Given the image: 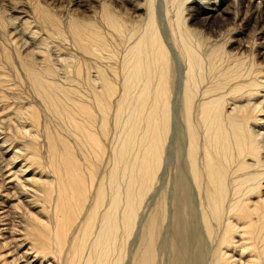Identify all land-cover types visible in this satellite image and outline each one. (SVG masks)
Returning a JSON list of instances; mask_svg holds the SVG:
<instances>
[{
	"label": "bare ground",
	"instance_id": "6f19581e",
	"mask_svg": "<svg viewBox=\"0 0 264 264\" xmlns=\"http://www.w3.org/2000/svg\"><path fill=\"white\" fill-rule=\"evenodd\" d=\"M217 1L220 5L225 3V8L224 6L218 8L220 13L231 12L229 0ZM240 1L242 3L247 0ZM184 2L188 3V0ZM202 2L212 3L207 0ZM182 6L180 3L176 11L173 8L167 10L169 32L160 31L162 25L160 28L156 25L154 13L150 10L146 20L148 23L143 32L136 37L129 36V41H132L126 42L128 55L124 57L122 64H131L132 70L129 69L131 78L128 82L127 79L124 80L126 88L119 97L129 99L127 98L129 95H134V88H137L135 93L138 96L133 111L127 114L128 120L125 117L127 124L123 121L124 125L121 123L124 111L122 99L116 103V113H113L116 115L115 123L119 137L115 139V147H112L110 152L112 165L109 166L111 169L107 173H102L103 170L101 169V172L99 166L105 151V143L100 136L107 134L108 111L115 95V85L107 77H100V84L99 80L97 81L99 85L95 86L94 95L91 97L97 103L99 112L95 116L91 103L77 99V103L73 105L76 99L69 91H64L58 81L46 82L48 79L45 81V78L49 76L46 77L45 74L48 73L43 74L39 71L40 67L38 70L34 63L18 53L17 58H20V63L25 68L31 90L38 96L37 98L47 104L44 105V109L48 113L49 107L57 112L60 102L64 99L69 100L68 102L74 106H69L67 116L59 120L62 128L64 125L70 126V130L76 135V139L71 137L72 143L79 142L82 145V152L78 154L69 139L59 136L60 133L56 132L59 143L63 146L60 148L53 132L47 131L44 142L48 145V153L46 160L41 163V155L34 142L40 140L41 129H49V125L45 123L42 126L39 107L29 101L21 103L14 118L8 117L9 112L2 114L0 112V131L2 130L0 135L4 134L0 152L12 155L4 160V166L8 169L1 168L8 170L9 176L5 177V173L0 170V195L3 194L0 198L17 201L16 204L12 203L15 212L6 210L5 216L10 219L17 213L19 217V221L11 220L9 223L11 230L0 229V233L2 231L9 233L7 236L9 240L2 243L0 264H121L126 241L136 224L138 229L144 232L141 234L142 240L134 264H156L159 250L156 245L157 230L164 224L166 209L161 200L162 188L166 186L163 175L170 165V161H164L167 158H163V153L174 154L176 148L174 143L167 144L168 133L172 130L171 110L175 113V122L178 123L176 132L181 133L182 139L180 171L177 166L180 156L172 160L174 166L170 165L173 168L171 180L174 201L180 209L178 224L181 240L175 263L203 264V261L198 259L201 253L195 250L198 248L192 243L194 240L188 232L191 215L188 208L191 204L187 194L192 191L193 207L199 218L197 223L199 235L204 237L208 245L206 251L211 252L205 264H264V132L261 131L264 130V118H259V114L264 115V67L258 72L256 70V74L252 71L251 65H248L251 68L245 69L243 63L239 64L238 56L235 59L232 57L233 61L230 64L221 67L218 64H222V61L217 64L215 62L218 56L215 54L220 52V47L212 49L211 53L202 57L200 49L193 45L196 41L192 42L195 40L192 38L194 32L197 34L198 31L184 30L189 18L181 19ZM191 7L190 10L193 11V14L190 12L191 17L201 9L197 5ZM208 10L211 11L209 12L211 18L215 15L212 11L217 12V9ZM253 10L256 11L254 16L261 19V10ZM171 15L175 18L174 23H171ZM162 16L163 14L159 13L160 20H164ZM109 21L114 27V18H109ZM79 24L75 23L77 26L74 31L77 44L89 49V41L87 42V34L84 31L89 26L83 29ZM91 38L92 40L90 38L89 40L95 43L96 50L106 49V39L101 34L94 32ZM174 47H178L181 53L178 56L182 65L185 64L186 70L183 69L185 71L183 81L181 80V85L177 87L179 91H174L177 96L170 105L172 96L170 92H173V89L170 90L169 64L173 59L171 54L176 55L178 52ZM9 54H6L8 59L12 53ZM206 59L209 62L207 64L209 76L204 80ZM37 60L34 59L35 62ZM153 65L158 66L157 71L154 69L157 75H154L152 67H156ZM66 68L68 69L67 66ZM1 83L9 84L5 76H0ZM153 86L154 96H150ZM2 93L0 92V99L7 96L5 92ZM238 100L240 101L237 103ZM61 115L62 113H59L60 117ZM97 116L99 118H96ZM259 121L262 128L256 130V127L251 126L253 125L251 122ZM96 123L101 127L100 132L95 129V126L98 127ZM127 126L128 134L125 136L124 129ZM111 127L113 129V126ZM18 135L25 139L31 137L28 141H23L25 144L22 147L29 149L32 157L20 156L18 154L20 149L11 147ZM166 146L168 147L165 150ZM20 157L26 164L18 165L17 160ZM16 166L18 168L13 172ZM27 170L32 172L31 176L23 178ZM9 177H12L13 181H6ZM14 182H17V185L14 186ZM1 190H5L6 194ZM173 192H170L171 196ZM251 196L255 198L251 199ZM170 199L172 202V198ZM148 210L149 218H146ZM3 217L0 216V224ZM15 224H19L16 229ZM12 231L16 234L12 235ZM11 240L14 244L7 248L6 244ZM28 241L29 251H25ZM189 244L196 248L190 247ZM13 251L15 255L11 254Z\"/></svg>",
	"mask_w": 264,
	"mask_h": 264
},
{
	"label": "rangeland",
	"instance_id": "374dc122",
	"mask_svg": "<svg viewBox=\"0 0 264 264\" xmlns=\"http://www.w3.org/2000/svg\"><path fill=\"white\" fill-rule=\"evenodd\" d=\"M184 1L186 0H182V1L173 0V2L171 0H168V1L167 0L165 1L163 0H0V53H1L0 60L3 62L2 64V62L0 61V65L1 64H2L1 66L4 65L3 67L0 66V76L1 77L5 76L8 79V83H9V84H6L7 86L2 83H1L2 85L0 84V92L1 93L5 92V94H7V96H3L4 99L3 98L0 99V112L1 114L5 112H9L8 117L14 118L15 117L14 114L16 113V111L19 110L21 103H26V101L27 102L29 101L30 103L39 107L42 126L45 125V123L49 125V129H44V128L41 129L40 140L34 142L35 146L38 148L37 149L38 152H40L41 163H43L46 160V155L48 153V145L45 144L44 142L47 131L53 132L52 134L55 137L60 148L63 147L61 143H59L60 142L59 136L62 135L66 139H69L70 143L73 144L78 154L82 152V145L79 142L72 143L73 141L71 137L76 139V135L70 130V126L67 127V125H64V127L62 128L61 120H63V118L67 116V113H68L67 110H69L67 108L69 106L72 107L73 105H75L78 101L77 99L85 100L86 102L91 103L94 106V112H95L94 115L95 116L98 115L99 112L97 110V103L93 99H91V97L92 95H94L93 90L95 86H98L100 84L101 78L107 77L110 81H112V83L115 85L114 87L116 88H115V95L112 97L111 105L108 111L109 124L107 127V134L106 136L103 134H101L100 136L102 141L105 143L104 144L105 151L103 154V160L101 163H99V166H100V170L101 169L103 170V172L101 170L102 173H107L111 169L109 167L112 165V162H111L112 158H111L110 152L112 151V147L113 148L115 147V143H116L115 139L119 137L118 129L115 123L116 103L118 100L122 99L121 101L123 104L124 111L122 112L121 123L124 121L127 124V120L129 118L127 117L129 115L127 114H130V112L133 111L132 109L135 107V104H136L135 102L137 101L136 97L138 96V94L135 93V91H137V88H134L135 90L133 91L134 95H129V97H127L129 99H125V97L124 98L119 97L122 94V90L123 89L125 90L126 88V81L128 82V79L131 78L130 71L132 70L131 64L130 65L122 64L124 57L128 55V51L125 46L127 45L126 42L132 41V40L129 41L130 37L132 36L136 37L143 32L144 28L146 27L148 23L146 20L148 18V14L150 10H152V12L154 13L156 25H158L159 28L161 27V25L162 27L164 26L166 27V28L164 27L165 29L162 27L160 28V31L164 32V31H168V28H169V23L167 21V16H166L167 10H170L171 8H173L176 11L178 4L181 3V5H183L181 7V10L183 11V14H182L183 16H181V19L189 18V21H187L186 25H184L185 27L184 30L187 32H193V30L198 31L197 32V34L199 33L198 35L196 34V32H194L196 35L193 34L195 37L192 35L193 36L192 38H195V40L193 39L192 42L194 43L196 41L195 42L196 44L195 43L194 44L192 43V44L194 45L195 48L200 49L202 57L203 56L206 57L207 54L212 52V49L220 47L221 48L219 50L220 52H218V54H215V55H218L220 59L217 58L218 56H216L217 61L215 62L217 64L222 61V64H218L221 67L223 65L230 64V62L233 61L232 57L233 59H235L236 56H238L237 59L239 60V64L243 63L245 69H249L252 67V71H254L255 73H256V70L258 72L262 67H264V54H263L264 53V0H252L251 2L247 0V1H243L242 3L240 0H229L230 1L229 5L231 6L229 7L231 10V12L229 13H223V12L220 13V10H218V8L223 7L225 3L224 4L222 3L220 5V2H218L217 0H207L208 2L209 1L212 2L209 4L203 3L202 2L203 0H200V1L199 0L197 1L188 0V3ZM201 2L204 5L200 4ZM165 4H166V11L164 12ZM168 4L170 6H168ZM195 5H197V7L201 9H199V12L192 15L191 17V14H193V11L190 10V8H192L191 6H195ZM187 6L188 8H186ZM204 6H207L208 8L207 9L202 8ZM162 7L164 9H162ZM223 8H225V6ZM208 9H217V12L212 11L215 14L212 18L209 16L211 11ZM253 9L261 10L262 12L261 19L260 17L254 16V13L256 11ZM159 13L163 14L165 21L159 19ZM188 13L190 14V17ZM106 14L110 17H107ZM49 16H52V17H49ZM106 17L108 18V21H106L107 20ZM112 17L114 18V21H115L114 27L116 26L117 29L112 27V23H110L109 21V18H112ZM171 17H172L171 23H174L175 18L172 15ZM73 21L74 22L76 21L75 22L76 24L81 23L79 25H82L83 29L89 26L88 27L89 29L87 28L88 30L85 29L84 31H86L87 36L90 35L89 38L91 40H92L91 36L92 34H94V32L101 34L103 38L106 39L105 40V42L107 43L106 49H103V51L96 50L97 46L95 47V43H91V40H89L87 36H86L87 38L86 40L87 42L89 41L88 42L89 49H85L81 45L77 44L78 42L75 36L76 33L74 32L75 27L77 25H75ZM49 22H51L52 24ZM54 28H57V29H54ZM94 29H96V31ZM120 29H121V32H120ZM31 30L35 32H32ZM20 33L22 34V36ZM11 34H14L15 36L14 35L12 36ZM10 38H12V40H10ZM12 43H15V44L13 45ZM45 45H47V47ZM91 45L93 46L91 47ZM93 47H95V49H93ZM174 48L176 49V52L179 50L177 49L178 47L177 48L174 47ZM19 50L21 52H19ZM94 50L97 52H95ZM34 51H35V54H34ZM98 52H100V54ZM7 53L8 54L12 53L9 59L6 57ZM18 53H21L22 57H26L28 61H30L31 63H34L33 65L38 70L40 67L41 70L39 71H41L43 74H45L46 72L48 73V74H45L46 77L49 76L48 78H45V81L48 79V81L46 82L50 83L52 81L56 83L58 81L57 83L62 86L64 91H67V92L69 91L73 95V97H75L76 102L73 103V105H71L70 102H68L69 100L64 99L65 101L64 100L62 101H64L65 104H63V102L61 101L58 106L59 109L57 112H54L53 109L49 107L50 112L48 113V111L44 109V105L46 103H43L39 98H37L38 96L32 92L31 86L29 85L30 80H28V77H26L27 74H26L25 68L20 63V58H17ZM179 54H181L179 53V51L176 53V55L171 54V57L173 59L171 61L172 63L169 64L170 70L168 73L170 75L168 74V76H169V80H171L170 90L173 89V92L172 91L170 92V96L172 95L170 105H172V100L175 98V96H177V94L174 93V91L175 92L179 91L177 87L181 85V80L184 74L183 72H185L184 70H186L185 64L183 63L182 65L181 58L180 56H178ZM33 58L35 59V61L37 59L40 61L37 60V62H35ZM8 60L11 62H9ZM206 61L204 62V64H206L205 67L203 66L205 68L204 75L206 76L205 77L203 75L204 80H207L209 76V72H207L209 71L208 69L209 67H207L209 66L207 65L209 64V62L208 61L206 62ZM38 62L40 63L36 64ZM41 63L43 65H41ZM232 64H235V63H232ZM258 64L259 66H257ZM248 65H251V67ZM66 66L68 67L69 70L66 68ZM154 67L156 68L152 67L153 72H154V69L155 71H157L158 69V66L155 65ZM53 69L55 72H53ZM176 69L179 73L175 71ZM98 72L103 73V74H99ZM206 72L208 74H206ZM50 73L52 74V76ZM174 74L178 76L176 77V75ZM154 75H157V72H154ZM50 78L52 80H50ZM124 80L126 81L124 82ZM97 81L99 82V84ZM95 83L97 84L95 85ZM3 85L6 87H4ZM69 85H70V89H69ZM71 87L73 88L76 87V88L74 90ZM117 87H119L118 90H117ZM154 88L155 86L151 88L150 96L152 95L154 96V92H155ZM2 89L4 91H1ZM87 89L88 91L89 90L90 91L88 92ZM124 90H123V93H124ZM81 94L82 95L85 94L86 97L84 95L83 97ZM131 96L133 97L131 98ZM178 96L180 95L178 94ZM239 101L240 100H238L237 103ZM241 102H246V100H241ZM230 104L232 105V102ZM62 109H65V111L67 112L62 111ZM171 112H172L171 113L172 130H170L168 133L167 144L169 145V143L170 144L174 143L176 148H175L174 154L169 155V153H166L168 154L166 155L165 153H163V158H167V159H164V161L165 162L166 160L170 161V165L174 166L175 164L173 163V161L176 159L177 156H180L179 160H177V166L179 169L180 165L182 164L181 162L182 161L181 159L182 158V139H181V133L179 132L177 134L176 132L178 123L175 122V113L173 112V110H171ZM59 113H62L61 115L62 118L59 116ZM144 113H145V110L143 111V114ZM110 116L112 117L110 118ZM125 117H127V120H125ZM261 117L264 118V115L259 114V118ZM96 118H99V116H97ZM181 119H182L181 122H183L182 117ZM98 121L97 123H99ZM116 122L119 123V121H116ZM124 122L122 123L123 125H124ZM251 123H253V125L251 124V126L253 128L256 127L255 128L256 130H259L262 128L261 121H259L258 123H255V122H251ZM97 126L98 127L95 126V129L98 132H100L101 127L99 126V124H97ZM111 126H113V129ZM124 131H125L124 132L125 136H127L128 126L124 129ZM261 131L264 132L263 129H261ZM56 132L60 133L59 136L56 135L57 134ZM3 137H4V134L0 135V144L4 140ZM28 138L29 136L27 137V139H25L22 137V135H18L15 138V140L12 142L11 147H16L17 149L18 148L20 149V151H18L19 152L18 154L20 156L25 157L27 155L29 157H32L31 151L29 149L27 150L26 148L22 147L25 144L24 143L25 140L28 141L29 139H31V137L29 139ZM109 138L111 140H109ZM177 144L179 147L177 146ZM167 147L168 146H166L165 150L167 149ZM164 152H167V151H164ZM11 156H12L11 154L5 155L0 152V170L5 173V177L9 176L10 172L6 170L8 168L4 166V163H5L4 160ZM21 159L22 157H20L17 160L18 161L17 163H19L18 164L19 166H21V164L23 163L26 164V162L22 161ZM170 165H169V168L166 169L168 172L165 171V169L163 168L165 171L164 172L165 176L163 175V177H164V181H166L165 182L166 186L162 188L163 197L161 200L165 204L166 209H165V214H164V219H165L164 224L163 226H161L162 229H160L161 227H159L158 229L159 231L157 230L156 245L158 246L159 250L157 253L156 264H176L175 262H176V259L178 258V254H179L178 251L180 248L178 246L181 240L179 237L180 224H178L180 209L177 208L176 202L174 201V195H173L174 192L172 188L173 183L171 180L172 175H173V168ZM4 167L6 169L4 170L1 169ZM33 167H36V166H33ZM17 168L18 166L14 168L13 172ZM27 171H28L27 174H30V175L23 174L22 176L23 178H30L29 176H31L32 172H29V170ZM6 181H13V178L12 177L6 178ZM15 185H17V182H14V186ZM18 186L20 185L18 184ZM1 192L6 194L5 190L3 191L1 190ZM170 192H173L172 196ZM192 193L193 192L191 191L190 193L187 194L189 198V202L191 204L189 206L190 208H188L191 210V212L190 210H188L189 214H191L189 218V223H188V229H189L188 232L191 233V234L189 233L190 236L191 235L193 236V237L191 236V239L194 240V242L192 241V243L193 244L195 243L194 245H196L198 248L195 250L198 252L200 251L201 253L198 256V259L200 261H203V264H205L206 261H208L207 259L209 258L211 252L206 251V249H208L207 247L208 245L205 242L204 237L202 238V235H199L200 229L198 227L199 225L197 224L199 218L197 217V212L194 210V207H193L194 197L191 196ZM2 195L3 194H1L0 197ZM170 198H172V202H170L171 201ZM191 198L193 200H191ZM254 198H255L254 196H251V199H254ZM155 200L157 201L158 199H155ZM13 202L15 204L17 203V201H10L7 198L5 199L0 198V216L1 217L5 216L6 210H10V211L14 210L15 212L14 206L12 204ZM148 212L149 210L147 211V215L145 216L146 218H149ZM188 215L187 217H189ZM17 216L18 215L16 213L15 215H12L10 219L6 218V216L3 217L2 218L3 221L0 224V229L11 230V228L9 227V223L11 222V220L19 221V217ZM138 221H139V217L136 218V222ZM190 221H191V224H190ZM14 223H18V222H14ZM18 225L19 224H15L14 229L18 228L19 227ZM189 226L192 229H190ZM143 232L144 231H141L138 229V226L136 224L133 229V233L131 234L130 238H128V240L126 241L124 256H123V260L121 264H134L135 255L137 254L138 248H140V243L142 240ZM0 234H1L0 235V252H3L2 243L9 240V238L7 237L9 233H3L2 231ZM15 234L16 233L12 231V235H15ZM13 244H14V241L11 240L10 242L6 244V246L7 248H10ZM189 246L192 247L193 245L189 244ZM196 246H193V247L196 248ZM27 248H29V241L26 245L25 251H29L27 250ZM11 254L15 255L14 251Z\"/></svg>",
	"mask_w": 264,
	"mask_h": 264
}]
</instances>
